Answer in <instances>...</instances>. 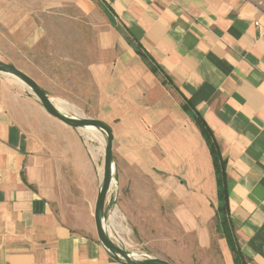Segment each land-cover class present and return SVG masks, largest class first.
<instances>
[{"label":"crops","instance_id":"obj_1","mask_svg":"<svg viewBox=\"0 0 264 264\" xmlns=\"http://www.w3.org/2000/svg\"><path fill=\"white\" fill-rule=\"evenodd\" d=\"M67 18L74 37L84 35L92 117L113 129L122 182H142V209L150 192L207 243L218 188L188 100L227 160L230 218L247 264H264V0H0V57L16 64L11 50L48 42ZM87 153L80 131L0 81V264H120L98 240ZM83 189L87 204L76 201Z\"/></svg>","mask_w":264,"mask_h":264},{"label":"rangeland","instance_id":"obj_2","mask_svg":"<svg viewBox=\"0 0 264 264\" xmlns=\"http://www.w3.org/2000/svg\"><path fill=\"white\" fill-rule=\"evenodd\" d=\"M56 24L61 30L53 32L52 38L48 42H43L36 48H21L15 50L14 53L11 50V60L17 62L16 65L19 68L33 76L51 96L66 102L70 107L68 112L87 117L98 114L94 110L97 108L95 89L88 74L84 71L82 63L84 35L81 34V40L78 39L79 37H74L76 24L68 18L66 21ZM2 80L26 93L25 84L13 76L0 73V81ZM80 134L99 185L104 160L103 140L90 131H81ZM114 154L119 194L118 205H114L112 211L117 209L118 214L114 220L110 217V225L112 222L115 224L112 231L116 230L128 249L147 252L165 258L173 264H231V254L224 247V237L217 230L215 217L209 225L207 243L199 246L198 234L184 232L181 226L176 225L172 217L167 214L165 206L156 201L150 192L147 199L145 197L143 201V205H146L147 208L142 209V182L138 184L123 183V177L117 169L118 162L123 159L117 139L115 140ZM139 181H142V177ZM147 189L143 188L145 193ZM73 190L74 188H72ZM80 191L76 193V201L87 204L83 198L87 193L84 189L82 192ZM114 192L115 188L110 195L109 203L114 198ZM91 196L94 209L96 191H93ZM143 210L149 214L142 218Z\"/></svg>","mask_w":264,"mask_h":264},{"label":"water","instance_id":"obj_3","mask_svg":"<svg viewBox=\"0 0 264 264\" xmlns=\"http://www.w3.org/2000/svg\"><path fill=\"white\" fill-rule=\"evenodd\" d=\"M0 73L13 76L24 83L27 87L26 93L33 97L53 117L80 132L90 131L88 128H94L102 136L104 148L103 173L100 178L93 214L98 240L106 253L120 264H173L165 258L128 249L117 232L110 230L111 212L113 213V206H117L119 194L116 161L113 153L114 133L112 127L101 119L92 116H81L62 109L54 102V97L34 77L11 61L0 58ZM113 188H115L114 198L109 203Z\"/></svg>","mask_w":264,"mask_h":264},{"label":"trees","instance_id":"obj_4","mask_svg":"<svg viewBox=\"0 0 264 264\" xmlns=\"http://www.w3.org/2000/svg\"><path fill=\"white\" fill-rule=\"evenodd\" d=\"M138 52L148 59V64L154 72H160V67H158V65L152 60V57L147 53L142 52L140 44H138ZM182 106L190 113L192 119L200 129L212 155L218 188V206L216 208L215 217L217 230L221 232L224 238H226L235 264H247V258L241 250L234 224L230 218L227 160L224 158L218 141L203 115L196 110L188 100H184Z\"/></svg>","mask_w":264,"mask_h":264},{"label":"bare ground","instance_id":"obj_5","mask_svg":"<svg viewBox=\"0 0 264 264\" xmlns=\"http://www.w3.org/2000/svg\"><path fill=\"white\" fill-rule=\"evenodd\" d=\"M54 99V102L59 106V107H61L62 109H64V110H69L70 109V107H69V105L66 103V102H64V101H61L60 99H56V98H53ZM73 105V104H72ZM73 107H75V106H73ZM76 108V107H75ZM79 110V109H78ZM90 131H91V133H93V135H95V134H97L102 140H103V138H102V136H100V133H98L94 128H88ZM103 173V171L101 170V174ZM117 214H118V210L117 209H115L114 211H113V213H112V220H114V219H116V217H117ZM115 224L112 222V224H111V227H110V230L112 231V227L114 226ZM114 230H115V228H114ZM116 231V230H115Z\"/></svg>","mask_w":264,"mask_h":264}]
</instances>
